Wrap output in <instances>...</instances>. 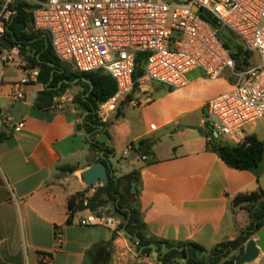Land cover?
<instances>
[{
	"label": "crops",
	"instance_id": "obj_1",
	"mask_svg": "<svg viewBox=\"0 0 264 264\" xmlns=\"http://www.w3.org/2000/svg\"><path fill=\"white\" fill-rule=\"evenodd\" d=\"M229 74L211 78L194 70L186 86L172 91L152 81L141 85L140 92L121 104L136 114L137 129L123 152L129 157L119 168L112 165L117 177L139 170L136 187L150 235L195 242L207 255L249 225L248 202L235 199L264 188L257 169L232 168L208 148L206 104L232 88ZM15 83H4L2 77L0 86V133L7 136L0 140V264H160L153 252L142 254L143 248L138 253V243L133 246L116 225H81L89 209L67 223L69 197L84 192L88 198L94 190L80 177L95 164L90 134L78 127L86 114L63 104L49 111L36 108L34 100L44 84L37 80L23 85L24 97L16 99ZM20 122L23 126L16 129ZM142 138L153 142L150 164L133 152L131 143ZM63 166L75 170L63 171ZM262 255L252 264H261Z\"/></svg>",
	"mask_w": 264,
	"mask_h": 264
},
{
	"label": "built area",
	"instance_id": "obj_2",
	"mask_svg": "<svg viewBox=\"0 0 264 264\" xmlns=\"http://www.w3.org/2000/svg\"><path fill=\"white\" fill-rule=\"evenodd\" d=\"M36 4L33 29L46 33L59 61L79 72L102 71L116 81V92L98 109L101 121L133 93L141 53L145 58L140 85L156 81L181 88L194 70L211 78L226 71L235 77L230 90L206 104L208 141L223 142L220 137L225 136L231 143H243L242 129L264 118V0H44ZM0 8L2 37L16 15L15 0H0ZM201 12L228 28L246 50L257 52L260 61L237 69L217 28ZM19 54V46L2 50L1 70ZM38 76V69H25L22 80L14 84L15 98L23 99L22 86ZM79 223L117 226L116 218L97 212L80 218Z\"/></svg>",
	"mask_w": 264,
	"mask_h": 264
},
{
	"label": "trees",
	"instance_id": "obj_3",
	"mask_svg": "<svg viewBox=\"0 0 264 264\" xmlns=\"http://www.w3.org/2000/svg\"><path fill=\"white\" fill-rule=\"evenodd\" d=\"M36 6L37 4H31L27 0H15L17 12L13 21L7 26L4 35L0 37V53L3 49L19 46L28 61V65L31 68H39L38 82L43 83L45 87L38 92L34 100L36 108L46 111L53 110L57 105L55 98L62 96L73 84L82 86L83 92L78 94L73 100L86 114L78 127L83 128L90 134L89 139L92 146L91 162H103L109 174V183L98 186L92 196L86 198L84 192H77L69 197L67 223H71L74 214L78 211L89 209L92 212L102 213L99 211L101 207L112 204L114 215L121 220L117 229L121 231L125 228L131 236L130 240L135 243L137 238H139L137 246L138 250L144 246L142 254L151 253L153 249L149 245L156 243L157 246L154 249L159 253L158 261L160 264H176L178 258L184 259L187 264L193 263L194 259L192 257L188 259L185 249H171L162 256L160 243H166L168 248L187 246L190 250L199 248L203 252L206 249L192 241H170L150 235L141 210L138 188L133 195H129L126 191L130 179H134L137 187L140 184L139 170L135 169L127 175L117 177L115 175L116 171L109 162L110 155L114 154L113 148L94 138V136L105 131L106 122L99 119L97 112L100 105L116 92V81L111 75L102 71L79 72L72 66L59 61L53 52L50 42L42 36L41 32L35 31L32 27V9ZM201 16L213 23L217 28L220 39L236 61L237 69H244L252 64V53L243 47L238 38L228 28L219 25L213 18L203 12H201ZM17 22H23L25 25V30L21 34L17 32L15 26ZM32 40L35 41L32 42ZM144 58L145 54H139L134 75L136 83L133 92L141 89L138 78L144 74ZM48 63H53L54 65L52 66ZM173 89L169 87L170 91ZM130 97L131 95L128 96L129 101L131 100ZM121 114L122 112L119 110L117 116ZM201 131L203 132L202 128ZM209 133L210 131L207 129L206 135L208 136ZM5 138L7 136L4 133H0V140ZM131 145L133 146V152L144 160L145 164L152 163V160L147 159L152 154L151 147L153 142L150 139L142 138L137 142L131 143ZM208 148L217 153L228 166L238 170L257 169L264 158V141L256 134H248L245 141L240 144L224 143L213 139L208 141ZM101 152L102 154L100 155ZM61 170L72 172L75 167L63 166ZM243 201L248 202L245 209L249 213V225L234 240L219 243L212 248L208 263L202 262V260L199 263L220 264L226 258L236 259L237 257L232 252L237 250L243 242L250 239L257 231L264 228V188L260 187L255 192L240 195L235 199V203ZM100 246H102V243L97 244L95 247ZM200 259H202L201 256Z\"/></svg>",
	"mask_w": 264,
	"mask_h": 264
},
{
	"label": "rangeland",
	"instance_id": "obj_4",
	"mask_svg": "<svg viewBox=\"0 0 264 264\" xmlns=\"http://www.w3.org/2000/svg\"><path fill=\"white\" fill-rule=\"evenodd\" d=\"M27 1L31 4H36L39 0H27ZM259 61H260V58H259L258 53L257 52L252 53L251 62L254 64H257ZM67 65L71 66V64H67ZM29 67L30 66L28 65V61L26 57L23 55V53L20 50V54L18 57L14 58V60L9 63H6L2 70L0 67V77L1 78L3 77L4 83L19 82L20 80H22L24 76V70L21 68L25 69ZM229 80L232 83H234L235 77L229 74ZM152 84L156 86L157 88H163L164 86L162 84H159L158 82H153V81H152ZM140 90H136V91L140 92ZM82 92H83L82 86L73 84L62 96H59L56 99V102L57 104H61V105L63 104L64 108H67L68 106H74L78 108V106L73 102V100L78 94ZM120 107L122 108V111L124 110L123 111L124 113H122L120 116H117V112H114L112 115H110L105 121L106 122L105 131L97 135V139L101 141H105L106 143L112 146L114 150V154L111 157V163L116 168H119L122 164H124L127 160V157H129L123 154L124 150L127 148L126 141L130 139L134 131L137 129V124L135 120L136 114L131 113L128 105H126L125 107L123 105H120ZM204 117L206 119V122L210 121L207 114H205ZM242 132L244 133L243 135H246V136L248 134H256L261 140L264 141V118L254 123L246 125L242 129ZM159 136L162 137V135H158V134L156 137H159ZM220 138L221 140H223L224 143L232 142V140L228 137L221 136ZM257 172H259L261 175L260 181L264 187V158L262 162L260 163L259 167L257 168ZM91 186H92L91 188H94V190H96L98 186H102V185H91ZM94 190L92 192L93 194L95 192ZM99 211H101L102 213L106 215H111L114 218H116L117 224H118L117 227L119 226L121 220L114 215L112 204H109L105 207H101ZM78 212L80 213V211ZM131 244L134 246L136 243L132 240ZM152 252L153 254H156L158 256V252L155 249H153ZM201 258L202 259H200L199 262H201L202 260V262L208 263L210 254L207 255V253H203L201 255ZM259 262L261 264H264V255L261 256V258L259 259ZM176 264H187V262L182 258H178Z\"/></svg>",
	"mask_w": 264,
	"mask_h": 264
},
{
	"label": "water",
	"instance_id": "obj_5",
	"mask_svg": "<svg viewBox=\"0 0 264 264\" xmlns=\"http://www.w3.org/2000/svg\"><path fill=\"white\" fill-rule=\"evenodd\" d=\"M15 26L19 34H21L25 30V25L23 22H17L15 23ZM49 64L52 66L54 65L53 63ZM80 177L82 182L86 185H106L109 183V174L107 171V167L103 162H97L93 164L88 169L81 172ZM126 191L129 195H133L137 192V187L134 179L129 180ZM123 230L127 235H129L125 228ZM254 236H256V238L248 239L246 242H243L237 250H234L232 252V254L237 257L236 259H228L223 264H252L259 258L261 253L264 254V228L257 231ZM138 242L139 238H137V243ZM160 245L161 251L163 253L162 256H164L171 249H185L188 254V259L190 257L194 259V262L191 264H201L199 263V260L203 251L199 248H193L192 250H190V248L187 246H174L168 248L166 243H160ZM156 246V243H152L149 245L150 248H156ZM143 248L144 246L140 248L138 253Z\"/></svg>",
	"mask_w": 264,
	"mask_h": 264
}]
</instances>
